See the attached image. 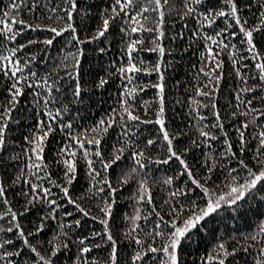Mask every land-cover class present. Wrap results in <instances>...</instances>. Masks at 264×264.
<instances>
[{"label":"snow or ice","instance_id":"1","mask_svg":"<svg viewBox=\"0 0 264 264\" xmlns=\"http://www.w3.org/2000/svg\"><path fill=\"white\" fill-rule=\"evenodd\" d=\"M0 264H264V0L4 3Z\"/></svg>","mask_w":264,"mask_h":264},{"label":"trees","instance_id":"2","mask_svg":"<svg viewBox=\"0 0 264 264\" xmlns=\"http://www.w3.org/2000/svg\"><path fill=\"white\" fill-rule=\"evenodd\" d=\"M8 0H0V8L3 7L4 3H7ZM180 25L177 24V28H179ZM165 46L166 48L171 46L174 51L171 55H169L167 52L165 54V60H172L173 63L165 69V79H166V106H167V114L169 117V123L176 126V127H184L185 125V117L187 115V106L183 103L176 104L175 100L179 99L180 101H184L186 99L185 92L187 90V85L185 84L186 80L190 79L191 76V69H190V63H196V57L193 56L192 52L189 51L187 53L183 52L182 49L185 46L184 40H178L176 42H170L168 38H165ZM145 58L147 60H154L155 59V53H145ZM89 64L85 63V68H88ZM146 79H150L152 82L156 81V74L151 73L147 74ZM180 82L177 84V82ZM231 84L230 79H226L222 82V87L227 89V86ZM111 89H109V92ZM109 92L103 93V97H107L109 95ZM190 94V93H189ZM155 95V89H145L144 93L142 94L143 99L146 101L151 102V98ZM223 100L224 96L221 95L220 100L218 103L223 106ZM89 107L92 110V114L96 115L99 111H103L107 105L108 100L101 98V94L99 92L96 93V97L89 100ZM150 128L152 126H149ZM187 141H182V143H186ZM124 195H127V192L124 193ZM124 202L121 201V205L123 206ZM122 210H126L123 209ZM119 219V217H118ZM194 240L199 242V245L197 243H193L191 247L195 249L197 246H200L202 248L203 241L200 240L199 235L194 237ZM96 256H104L105 253L103 251L96 252L94 251L92 253Z\"/></svg>","mask_w":264,"mask_h":264}]
</instances>
